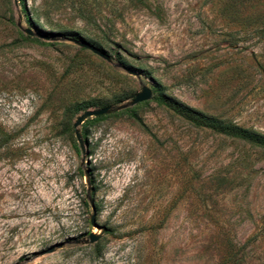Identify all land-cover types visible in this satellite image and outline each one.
Returning <instances> with one entry per match:
<instances>
[{"label": "rangeland", "instance_id": "obj_1", "mask_svg": "<svg viewBox=\"0 0 264 264\" xmlns=\"http://www.w3.org/2000/svg\"><path fill=\"white\" fill-rule=\"evenodd\" d=\"M161 96L264 135V0H0V264H264V147Z\"/></svg>", "mask_w": 264, "mask_h": 264}, {"label": "trees", "instance_id": "obj_2", "mask_svg": "<svg viewBox=\"0 0 264 264\" xmlns=\"http://www.w3.org/2000/svg\"><path fill=\"white\" fill-rule=\"evenodd\" d=\"M72 40L82 42L78 38H73ZM161 104L178 114L181 120L191 127L210 129L215 133L235 138L255 146L264 147V135L260 133L209 116L165 96H161Z\"/></svg>", "mask_w": 264, "mask_h": 264}, {"label": "water", "instance_id": "obj_3", "mask_svg": "<svg viewBox=\"0 0 264 264\" xmlns=\"http://www.w3.org/2000/svg\"><path fill=\"white\" fill-rule=\"evenodd\" d=\"M71 41H73V40H71ZM73 42L76 43L77 45L83 47V48L88 49L92 53H94V54L106 59L105 55L100 50H98L96 47H94L92 45H89L87 43H84V42H77V41H73ZM150 98H151L150 89L147 88V87H142L141 90L134 95V97H133V99L131 101V105L147 101ZM108 109H109L108 107H104V108L97 109V110L85 111L84 113H82L80 116H78L76 118V120H75L73 125H74V127H76L79 124H81L82 121L85 120L88 117H95V116L103 115V114H105L108 111ZM75 136H76L78 142H80L79 135H78L77 132L75 133ZM90 223H91V225H94L93 216H91V218H90ZM96 240H97V237L91 234L90 237H89V241L92 243V242H95Z\"/></svg>", "mask_w": 264, "mask_h": 264}, {"label": "bare ground", "instance_id": "obj_4", "mask_svg": "<svg viewBox=\"0 0 264 264\" xmlns=\"http://www.w3.org/2000/svg\"><path fill=\"white\" fill-rule=\"evenodd\" d=\"M5 194V193H4ZM9 209V208H8Z\"/></svg>", "mask_w": 264, "mask_h": 264}]
</instances>
